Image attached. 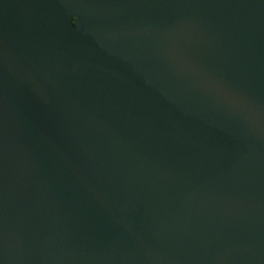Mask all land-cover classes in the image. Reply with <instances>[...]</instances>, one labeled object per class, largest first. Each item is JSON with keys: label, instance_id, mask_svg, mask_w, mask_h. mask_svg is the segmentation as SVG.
I'll return each instance as SVG.
<instances>
[{"label": "water", "instance_id": "1", "mask_svg": "<svg viewBox=\"0 0 264 264\" xmlns=\"http://www.w3.org/2000/svg\"><path fill=\"white\" fill-rule=\"evenodd\" d=\"M0 264H264V0H0Z\"/></svg>", "mask_w": 264, "mask_h": 264}]
</instances>
